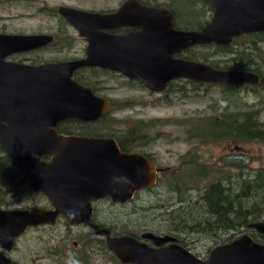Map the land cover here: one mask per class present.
Here are the masks:
<instances>
[{"label": "water", "instance_id": "obj_1", "mask_svg": "<svg viewBox=\"0 0 264 264\" xmlns=\"http://www.w3.org/2000/svg\"><path fill=\"white\" fill-rule=\"evenodd\" d=\"M202 1L212 7L214 17L199 31L177 30L170 11L139 0H126L114 14L60 7L59 13L89 42L88 58L79 61L14 62L10 57L42 48L54 38L0 34V144L23 171L32 191L44 194L52 205L50 210L0 209L1 248L12 250L29 228L53 226L63 218L68 225L84 224L105 236L106 246L121 264H264V243L248 234L216 246L205 259L176 244L171 236L146 232L141 240L112 237L110 230L94 223L92 202H129L139 191L157 185L159 170L144 155L122 151L113 139L57 131L61 122L96 121L110 110L107 100L74 80V73L83 68L119 73L153 92H166L179 79L259 86L262 78L254 72L220 70L176 58L189 49L226 47L239 37L264 33V0ZM126 27L137 32L106 33ZM249 229L264 235V222L252 223Z\"/></svg>", "mask_w": 264, "mask_h": 264}, {"label": "rangeland", "instance_id": "obj_2", "mask_svg": "<svg viewBox=\"0 0 264 264\" xmlns=\"http://www.w3.org/2000/svg\"><path fill=\"white\" fill-rule=\"evenodd\" d=\"M125 1L0 0V34L49 35L59 30L61 26L59 16L53 15L58 7L109 11L118 9ZM145 1L152 3V6L169 3L176 12L190 11L188 5L182 2H180L182 7H179L178 0ZM175 1L177 5L173 3ZM198 8L203 10L202 6ZM200 21L203 23L205 17L203 16ZM68 33L71 37L78 38V33L74 29H69ZM261 54L264 57V51ZM196 56L199 57L198 60L204 57L209 62H219L221 68L233 65L228 62L234 58L233 56L219 55L217 58L212 49L200 48L196 51ZM54 59L56 58L48 52L17 56L11 60L31 64ZM261 68L264 70V60H262ZM85 76L95 85L98 79L101 95L112 103V114L108 122L104 123V127L109 128L107 132H114L115 127L117 131L115 135L121 138L125 146H129V143L133 141L131 139L136 136V150L150 155L157 166L164 170L160 175L159 184L151 191L138 194L132 204L124 207L102 204L100 208L105 211L102 218L104 222H112L119 216L121 224H125L130 216L132 223L130 232L137 235L149 232L165 236L170 229L180 227L178 226L180 219L183 224L188 225L204 221L207 216L206 207L201 203H194L200 200L199 191L189 192L191 196L188 199L192 197V203L179 204L177 195L170 189L169 175L181 167L182 161L189 165V161L194 159L198 164L196 158L200 157L203 163L215 162L216 169H229V173H232L231 169H245V171L264 169V142L244 143L226 139L218 143L202 144L199 138H193L192 134L194 127L203 120L233 112L256 111L259 123L264 127V91L261 89H253L252 86L231 89L220 85L194 87L182 81L176 82L169 92L156 94L119 74L96 71ZM143 121L147 122L148 126L140 125ZM134 129H137V133H134V136L129 135V131ZM183 156L185 159L182 158ZM227 161L231 163L228 164ZM217 177V175L214 178L209 177L199 186L204 188ZM0 191V203H8L0 209L24 210L37 206L51 207L50 201L44 194L33 192L31 187L21 186L17 179H0ZM244 234L251 236V232L246 229L230 233L218 232L213 235L183 228L179 236L188 245L189 250L204 259L212 248L229 243ZM256 234L259 233L256 232ZM67 236L66 227L63 224L55 228L31 230L18 243L17 253L21 260L28 262L39 253H45L46 248L54 247L58 253L55 260L49 261L47 256V263L44 264H50V262L81 264L82 262L76 259L75 254L77 249L74 242L77 240L71 239L64 242ZM90 255L91 260H86L84 264H118L106 250L100 252L95 250Z\"/></svg>", "mask_w": 264, "mask_h": 264}, {"label": "trees", "instance_id": "obj_3", "mask_svg": "<svg viewBox=\"0 0 264 264\" xmlns=\"http://www.w3.org/2000/svg\"><path fill=\"white\" fill-rule=\"evenodd\" d=\"M141 3L148 6L153 5L152 3L150 4L145 0L141 1ZM173 3L175 5L178 4L176 1ZM167 4L168 5L157 4L154 6L167 7L168 9L171 8V11H173V13L176 15L174 23L179 28L180 23L177 18L178 12H176L169 3ZM203 48L212 49L216 57L219 55L226 57L233 56L234 58L231 61H228L233 64L232 67L227 66L221 68L218 64L219 62H209V60L204 57L198 60L199 57L196 56V51L200 48H196L194 50L191 49L183 56L188 57V59L193 61L207 63L210 66L220 70L254 72L262 78V83L256 87L252 86L253 89L258 88L264 91V70L261 68L262 60H264V57L261 56V52L264 51V33L239 37L232 44L226 47H217L211 45ZM33 64L37 65L38 63L34 62ZM220 86L231 89L251 87L246 85ZM109 118V116L104 117L103 123H107ZM146 124L147 122L145 121L140 123L142 126H145ZM72 125L73 131L71 134H81L82 130L80 127H77V121H72ZM198 126L200 128L197 129ZM194 129L195 130L192 131L193 138H199V141H201L202 144H208L209 142L210 144L212 142L218 143L226 139L244 143H253L255 141L264 142V127L261 123H259L256 111L248 113H225L220 117H213L203 120L202 122L198 123ZM136 131L137 129L131 130L128 134L134 136V133H137ZM108 134L119 141L122 151L131 152L136 150V136L131 139L133 141L129 143V146H125L121 141V138L117 137V135H115L113 132H108ZM196 161L198 162V158H196ZM189 162V166L195 164L198 165L195 163L194 159ZM227 163L230 164L231 162L227 161ZM186 165H188V163H186ZM226 167L230 168V166H225V168ZM216 168L217 166L208 168L202 166L200 169H192L190 167L189 169H177L169 175V185L171 186L170 189L177 195L178 202L182 204L192 203V197L188 199L191 196L189 192L199 191L200 200L194 203L203 204L206 207L207 215L204 221L195 223L193 225L183 224L181 221L178 225L180 227L172 228V230H179V234H181L183 228H186L197 233L199 232L215 235L218 234V232L230 233L240 231L241 229H246L248 232H251V237L256 242L264 243V236L261 234H256L255 231L249 229V225L252 223L264 222V169H248L249 171H245V169H231L232 173H229V169ZM215 175L218 176L217 179L210 182L209 185L205 186L204 188L199 186L202 181L207 180L209 177L214 178ZM0 179H17L21 186L31 187L23 171L6 154L1 144ZM2 200L4 201V198H2ZM5 205H8V203H0V208ZM201 206L202 205H200V207ZM178 240L181 245L186 248L188 247V245L181 239L179 235ZM104 250L108 251L116 263L120 264L106 245Z\"/></svg>", "mask_w": 264, "mask_h": 264}, {"label": "flooded vegetation", "instance_id": "obj_4", "mask_svg": "<svg viewBox=\"0 0 264 264\" xmlns=\"http://www.w3.org/2000/svg\"><path fill=\"white\" fill-rule=\"evenodd\" d=\"M177 2L178 3L182 2V4H187L188 8L190 10V11H187V12L178 11L177 18L179 20L180 25H182V26H180L178 28L175 25V23H174V26H175V28L177 30L199 31L202 28L206 27L208 24H210L211 21L213 20L214 10L212 9V7L210 5L206 4L202 0H180V1L178 0ZM122 5L118 9H113V10H109V11H94V10L90 11V10H84V9H79V8H75V7H70V8L78 9V10H82V11H86V12H91V13H96V14H114V13L118 12L121 9ZM199 6H202L203 10L198 8ZM61 7H69V6H61ZM151 7L166 8L168 11H170L172 13L174 21H175L176 15L173 13V11H171V9H168L167 7H162V6L161 7H159V6H151ZM179 7H182L181 3L179 4ZM59 8L60 7L57 8V10L53 13V15H55V16L57 15L61 19L59 21V23L61 25L59 27L60 29L56 30L55 32H53V33L48 35V36L53 37L54 40L50 44H47V45H45L42 48H38V49H36L34 51L27 52V53H24V54H19V55L12 56V57H10V60L12 58H14V57H17V56H24V55H29V54H42V53H48V52L51 53V55L54 56L56 59H54L53 61H47V62L38 63L37 65H42V64H47V63H61V62L79 61V60H84V59L88 58L89 42L87 41L86 38L81 37L79 32L74 28V26H72L59 13ZM203 16L205 17V21L203 23H201L200 19ZM69 29H74L78 33V38L77 39H75V38L70 36V34L68 33ZM135 32H137V29L131 28V27H126V28H118V29H115V30L107 31L106 33H109V34H112V35H116V36H124V35L130 34V33H135ZM41 35H47V34H41ZM194 49H196V48H193V50ZM190 50L191 49L185 51L184 53H182L180 55H177L176 58L190 60V59H188V57H184L183 56L186 52H188ZM190 61H193V60H190ZM14 62H16V61H14ZM198 62H201V61H198ZM19 63L29 64V63H25V62H19ZM33 63H31L30 65H34ZM96 71H100V72H103V73H110L111 72V73H114V74H119V73L112 72V71L107 70V69L83 68V69L77 70L74 73V80L76 82H78L79 84L83 85L84 87L89 88L96 97L107 100L109 102V107H110V110H109L108 114L105 115V116H102L100 119H98L96 121H91V122H83V121H78V120L64 121V122H61L58 125L57 131H58V133L64 134V135H77V136L89 137V138L113 139V140H115L117 142V144L121 148V145H120L119 141L116 138L111 137L108 134L107 128L104 127V123H103L104 117H107V116L110 117V115L112 114L111 113L112 112L111 111L112 110V103H111V101L109 99H106V98H104L101 95V93L99 91V89H100V87H99L100 81L97 79L96 80V84L97 85H95V84H93V82L92 83L89 82L88 79L85 76V74H88V73H91V72H96ZM119 75H121V74H119ZM121 76H123V75H121ZM129 81L130 82H136L139 85H141L137 81H133V80H129ZM182 81H185L186 83H189V84L193 85L194 87L197 86V85H214V84H206V83H197V82H194V81H191V80L179 79V80L172 81L170 83V85H169L168 91H166V92H169V90L172 89V87L174 86V84L176 82L179 83V82H182ZM141 86H143V85H141ZM149 91L152 92V93H156V94L166 93V92H153L151 90H149ZM72 121H77V127H80L81 130H82L81 134H77V133L76 134H71V132L73 131L72 130L73 129ZM115 129L116 128L114 127V130H113L114 134L117 132ZM121 150H122V148H121ZM127 153H139V154L144 155L147 158L149 157L150 159L149 158L148 159L150 161L154 162V160L151 158L150 155H148L146 153H142L141 150H135V151L127 152ZM184 157L185 156H183L182 158L185 159ZM197 158L199 159L198 160V165H196L195 164L196 162H195L194 163L195 165H190L189 166V165H186L185 161L184 162L182 161V163L180 165L181 167L179 169H186V168L189 169L190 167L192 169H200L202 166H205L207 168L208 167H216L217 166V164L215 162L203 163L200 157H197ZM45 159L48 160V158H45ZM154 164L156 165L157 170H159V172H158V181H157V185H158V182H159V179H160V175L163 173L164 170L159 168L157 166V163L154 162ZM200 164H203V165H200ZM152 189L153 188L144 189V190L139 191L136 194V196L134 197L133 200H131L129 202H126V203H114V202H112L109 199H101V200L92 202V207H93L92 219H93L94 223L100 229H108V230H110L111 231L110 234H111L112 237L135 236V237H137V238H139L141 240L142 234L141 235H137V234H134V233L129 231L131 226H132L130 216H128L129 217V221L126 222L125 224H121V221H119V216L116 219H114V221H112V222H104L102 220V218L105 215V211H103L100 207L104 203L109 204V205H111L113 207H124V206L130 205L136 199L138 194H140L142 192H146V191H151ZM36 193H40V192H36ZM179 204H182V203H179ZM39 208H42V209H45V210H50V209H52V205L49 208H47V207H39ZM29 209H32V208H29ZM1 210H5V209H1ZM24 210H28V209H24ZM179 221L181 222L182 220L180 219ZM60 224H63L66 227V234H68V236L64 238V240H63L64 242H68L71 239H76L77 240V241L74 242V246L77 249V251H75V254L77 255L76 259H78L79 261L82 262L81 264H84V262H86V260H89V261L91 260V255H90L91 252H95V250H97L99 252L104 250V247L106 245V237L105 236L98 235V233L96 232L95 229H93V228H91L89 226H86L84 224H82L80 226H71V225H68L67 222L63 218H59L57 223L55 225H53V226H39V227H36V228H29L26 231L25 234H23L22 236H20L19 238H17L15 240V246H14V248L12 250H8V249H4V248L0 247V254H2L1 255L2 256V260L0 261V264H44L45 262L47 263V256H48V260L49 261H54L56 256H57V254H58L57 253V249H55L54 247H49L48 249L46 248L47 251L45 253L44 252L43 253H39L37 256L32 257L31 261H28V262H26L24 260H21L20 255L17 253V249H18V243L20 242V240L24 236H26V234L28 232H30L31 230H39V229H43V228H46V229L47 228H55V227H57ZM179 232H180L179 230L178 231H173L172 229H170L168 231V234L165 235V236H171V237L175 238L176 239L175 243L181 245L179 240H178V235H180ZM73 233H75V235H73ZM144 233H146V232H144ZM262 236H264V235H262ZM150 245H152V244L150 243ZM181 246H183V245H181ZM209 253L207 254V256L205 258L208 257ZM44 254L46 256H44ZM116 260H117V258H116ZM49 261H48V263H49ZM117 261L119 262V260H117ZM55 263L57 264V262H52V263L50 262V264H55ZM60 264H63V263L61 262Z\"/></svg>", "mask_w": 264, "mask_h": 264}]
</instances>
